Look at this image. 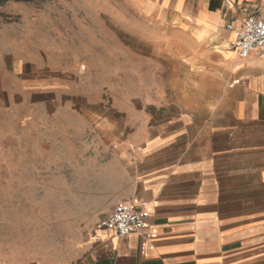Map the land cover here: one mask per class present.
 I'll return each instance as SVG.
<instances>
[{"label":"rangeland","instance_id":"rangeland-1","mask_svg":"<svg viewBox=\"0 0 264 264\" xmlns=\"http://www.w3.org/2000/svg\"><path fill=\"white\" fill-rule=\"evenodd\" d=\"M88 14L80 0H0V253L71 257L128 196L113 193L120 159L173 112L167 53Z\"/></svg>","mask_w":264,"mask_h":264},{"label":"crops","instance_id":"crops-1","mask_svg":"<svg viewBox=\"0 0 264 264\" xmlns=\"http://www.w3.org/2000/svg\"><path fill=\"white\" fill-rule=\"evenodd\" d=\"M80 1L88 16L151 39L171 66L173 112L135 141L142 153L120 159L113 191L128 196L112 210L124 199L146 205L152 236L97 229L111 210L69 258L8 248L0 264H264V53L241 58L226 29L247 14L264 18V0ZM241 130L258 136L240 139Z\"/></svg>","mask_w":264,"mask_h":264},{"label":"built area","instance_id":"built-area-1","mask_svg":"<svg viewBox=\"0 0 264 264\" xmlns=\"http://www.w3.org/2000/svg\"><path fill=\"white\" fill-rule=\"evenodd\" d=\"M234 34L229 46L243 59L251 53L261 56L264 53V18L256 14H247L240 21L234 20L226 25ZM149 211L144 203L123 201L112 212L96 224L99 230H105L117 237L139 234L151 238L149 231Z\"/></svg>","mask_w":264,"mask_h":264},{"label":"bare ground","instance_id":"bare-ground-1","mask_svg":"<svg viewBox=\"0 0 264 264\" xmlns=\"http://www.w3.org/2000/svg\"><path fill=\"white\" fill-rule=\"evenodd\" d=\"M234 37V34H232V38Z\"/></svg>","mask_w":264,"mask_h":264}]
</instances>
